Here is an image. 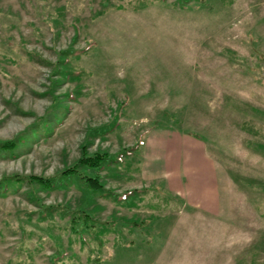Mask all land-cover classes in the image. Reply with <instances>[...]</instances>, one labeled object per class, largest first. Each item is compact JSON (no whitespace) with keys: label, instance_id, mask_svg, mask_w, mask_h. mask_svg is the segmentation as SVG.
Masks as SVG:
<instances>
[{"label":"rangeland","instance_id":"rangeland-1","mask_svg":"<svg viewBox=\"0 0 264 264\" xmlns=\"http://www.w3.org/2000/svg\"><path fill=\"white\" fill-rule=\"evenodd\" d=\"M0 264H264V0H0Z\"/></svg>","mask_w":264,"mask_h":264},{"label":"trees","instance_id":"trees-1","mask_svg":"<svg viewBox=\"0 0 264 264\" xmlns=\"http://www.w3.org/2000/svg\"><path fill=\"white\" fill-rule=\"evenodd\" d=\"M110 156L107 155L106 153H98L96 155L93 156H86L84 155L80 161L79 164H77V166H82L85 168H90V169H100L101 167H103V164L105 162H108L110 160ZM78 168V167H77ZM75 173H77V175L83 176V178L87 181L88 184H90L91 187H93L94 189H102V185L100 184L99 180L97 178H92L89 177L87 175H85V173H80V171L78 169H76L74 171ZM72 172H68L67 174H70ZM30 180L33 182L34 181H38L39 184H41L42 187L45 188H53L54 187V179H38V178H30ZM87 218H89V216H85ZM84 222V221H83ZM78 222L76 220H72V227L76 228L77 231H82V230H93V226L89 225V223L85 222Z\"/></svg>","mask_w":264,"mask_h":264}]
</instances>
